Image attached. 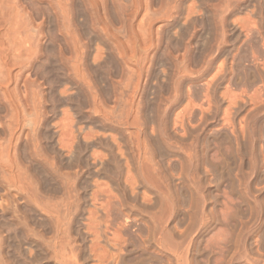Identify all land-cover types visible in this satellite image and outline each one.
<instances>
[{"label":"rangeland","instance_id":"1","mask_svg":"<svg viewBox=\"0 0 264 264\" xmlns=\"http://www.w3.org/2000/svg\"><path fill=\"white\" fill-rule=\"evenodd\" d=\"M0 264H264V0H0Z\"/></svg>","mask_w":264,"mask_h":264}]
</instances>
